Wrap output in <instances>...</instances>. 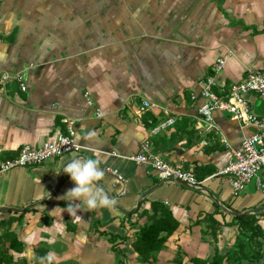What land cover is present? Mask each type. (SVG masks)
Returning <instances> with one entry per match:
<instances>
[{"label":"crops","instance_id":"0c3cea01","mask_svg":"<svg viewBox=\"0 0 264 264\" xmlns=\"http://www.w3.org/2000/svg\"><path fill=\"white\" fill-rule=\"evenodd\" d=\"M219 57L225 63L215 73ZM249 69H264V0H0V72L22 73L26 85L0 83V160L24 144L53 139L66 130L64 118L82 146L0 175V235L9 231L15 242L6 253L10 264H115L121 258L138 264L130 239L146 221L138 212L154 200L179 220L158 261H172L178 248L185 258L209 256L203 217L215 212L218 221L229 222L233 214L224 208L254 209L264 194L251 182L234 196L220 173L254 127L214 111L213 127L199 132L205 125L198 111L201 81L215 74V91L224 95ZM246 99L264 118V101L254 93ZM144 100L151 105L141 111ZM171 116V125L151 133ZM144 140L201 183L161 179L133 160ZM74 156L100 160L104 174L94 187L112 205L75 216L61 212L67 202L58 197L74 186L62 165ZM105 166L127 178L124 194ZM132 208L139 211L127 216ZM259 223L264 228V215ZM221 228L218 244L229 245L235 227ZM107 233L126 237L116 241L124 257Z\"/></svg>","mask_w":264,"mask_h":264},{"label":"built area","instance_id":"2783aa9c","mask_svg":"<svg viewBox=\"0 0 264 264\" xmlns=\"http://www.w3.org/2000/svg\"><path fill=\"white\" fill-rule=\"evenodd\" d=\"M224 63V57L217 58L213 65L214 72L221 70ZM11 81L16 82L21 90L26 89L22 73L0 72L2 85ZM217 86L215 74L208 75L201 81L200 96L204 102L198 111L205 125H198V131L203 132L213 127L211 118L214 111H226L238 121L253 126L254 130L242 138L239 147L232 151L231 157L220 173L227 176L234 196L244 190L253 180L255 187L264 194V118L251 110L246 99L247 94L254 93L264 101V69L247 70L244 78L231 83L224 95H219L215 91ZM192 97L195 96L192 94ZM87 100H89L88 97ZM150 105L148 100H144L141 111ZM97 114L101 116L99 110ZM63 121L66 123V130L57 133L53 139L38 145L24 144L15 156L0 160V175L15 167L36 165L51 157L61 156L68 152H79L82 146L75 141L71 120L64 118ZM173 122L174 117H168L152 126L151 133L157 134ZM202 143L207 142L202 140ZM131 158L139 163L148 164L161 179L179 180L191 186L201 183L192 170L184 168L181 164H170L154 154L148 140L142 142L139 152ZM104 169L114 175L115 182L122 186L119 193L124 194L127 178L116 168L105 166Z\"/></svg>","mask_w":264,"mask_h":264},{"label":"trees","instance_id":"16d2710c","mask_svg":"<svg viewBox=\"0 0 264 264\" xmlns=\"http://www.w3.org/2000/svg\"><path fill=\"white\" fill-rule=\"evenodd\" d=\"M264 205V202L261 206ZM257 208V207H256ZM136 209L128 213L131 216L138 212ZM238 211V210H237ZM140 216H145L146 221L139 226L137 231L130 239V246L137 254L138 264H156L157 254L165 247V243L179 226V220L174 216L170 207L161 201H151L149 209L138 212ZM215 212L208 213L203 217L205 227L201 230L203 236L211 237L212 253L207 257L192 256L188 258L191 264H259L264 258V228L259 223V216L264 215V211L241 216L232 215L229 222L221 223L214 218ZM235 227L234 240L225 247L218 244L221 227ZM112 242V247L118 255L124 257V253L117 248V239L126 240L125 236L108 234ZM9 244L6 246V241ZM14 234L5 231L0 235V264H10V256L6 254L8 247H14ZM223 248H226L223 250ZM185 252L178 248L175 257L172 259L174 264H184ZM115 264H129L121 258Z\"/></svg>","mask_w":264,"mask_h":264},{"label":"clouds","instance_id":"9594fccd","mask_svg":"<svg viewBox=\"0 0 264 264\" xmlns=\"http://www.w3.org/2000/svg\"><path fill=\"white\" fill-rule=\"evenodd\" d=\"M62 166L74 186L58 197L67 202L61 212L67 211L71 216H75L78 210L90 211L98 206H110L114 203L107 194L94 187L95 182L104 174L99 159L74 156Z\"/></svg>","mask_w":264,"mask_h":264},{"label":"water","instance_id":"95a60500","mask_svg":"<svg viewBox=\"0 0 264 264\" xmlns=\"http://www.w3.org/2000/svg\"><path fill=\"white\" fill-rule=\"evenodd\" d=\"M177 181L180 182V183H182V184L189 185V184H187V183H185V182H182V181H179V180H177ZM160 185H161V183H160V184H156L155 186L151 187V188L148 189L146 192H144V193L139 197V199H138V201H137V205H139L141 199H142L145 195H147V194L150 193L153 189L159 187ZM190 186H191V185H190ZM191 187H193V186H191ZM34 205H35V204H31V205H29L28 207H31V206H34ZM2 209H6V208H2ZM135 209H136V208H132V210H130V211H126V213L128 214V213H130L131 211H134ZM224 209H225L226 211H228L230 214L237 215V216H241V215H243V214H252V213H256V212H258V211H262V210H264V205H263V206H259V207L254 208V209H248V210H243V211H236V210H232V209H229V208H224Z\"/></svg>","mask_w":264,"mask_h":264},{"label":"rangeland","instance_id":"374dc122","mask_svg":"<svg viewBox=\"0 0 264 264\" xmlns=\"http://www.w3.org/2000/svg\"><path fill=\"white\" fill-rule=\"evenodd\" d=\"M253 182H254V180H253ZM252 185V184H251ZM205 238H207V239H211V237L210 236H204ZM233 240H234V238H233ZM232 243V242H231ZM230 243V244H231ZM229 244V245H230ZM229 245H226V244H224V246L225 247H227V246H229ZM226 248H223V250H225ZM183 263L184 264H191L190 263V261H188V258H185V256H184V258H183ZM156 264H174L171 260L170 261H166V260H162V259H159V261L156 263ZM259 264H264V258H263V260L259 263Z\"/></svg>","mask_w":264,"mask_h":264}]
</instances>
